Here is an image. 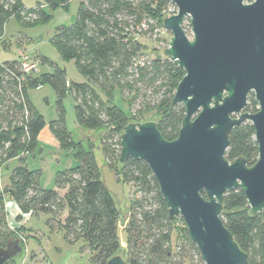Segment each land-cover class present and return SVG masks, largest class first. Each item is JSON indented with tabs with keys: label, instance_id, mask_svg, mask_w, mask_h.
<instances>
[{
	"label": "trees",
	"instance_id": "16d2710c",
	"mask_svg": "<svg viewBox=\"0 0 264 264\" xmlns=\"http://www.w3.org/2000/svg\"><path fill=\"white\" fill-rule=\"evenodd\" d=\"M167 4L165 0H78L75 22L57 27L51 43L62 60L74 61L84 82L68 83L65 69L45 57H41V62L49 64L52 71L37 77L33 75L38 70L26 73L15 59L0 63V169L11 159L18 160L9 173L8 184L0 190V247L16 239L22 250L24 247L25 239L18 233L25 226H19L18 231L8 225L9 212L5 206L8 198L23 213L48 215L50 229L63 228L67 240L81 238L90 254L89 264H105L119 251L126 264L203 263L183 219L168 215L148 165L143 160L128 159L120 163L118 159L120 134L130 116L153 110L157 129L167 140L176 138L184 116V107L172 104L183 69L163 55L148 57L140 40L143 31H153V23L162 26ZM59 7L67 9L68 0H39L30 9L21 0H0V38L4 24L11 17L30 26L51 18L46 9L53 11ZM143 23L145 28L141 26ZM182 26L185 31L189 29L188 23ZM43 84L50 85L56 95L58 117L49 122V131L58 146L70 149L78 161L76 166L56 173L54 189L42 188L40 171L30 170L25 163L26 154L37 148L39 132L45 126L43 115L28 98L27 88ZM114 89L128 103V115L110 103ZM67 92L74 98L76 123L105 131L101 150L106 165L122 186L132 184L138 194L128 201L124 211L104 185L102 167L94 156L92 144L73 142L67 131L62 105ZM257 106L250 92L245 111L254 113ZM229 142L225 152L228 161L243 157L249 166L256 162L257 143L250 122L234 127ZM64 211L66 216L61 221L59 216ZM122 213H127L123 227ZM20 216L17 214L16 218ZM220 217L247 253L248 264H264V210L251 214L243 192L234 189L224 195ZM178 223L182 224L181 228H176ZM119 227L127 234L125 248L119 245ZM14 263L18 262L11 258L2 264Z\"/></svg>",
	"mask_w": 264,
	"mask_h": 264
},
{
	"label": "water",
	"instance_id": "95a60500",
	"mask_svg": "<svg viewBox=\"0 0 264 264\" xmlns=\"http://www.w3.org/2000/svg\"><path fill=\"white\" fill-rule=\"evenodd\" d=\"M177 12L162 19L171 33L163 56L183 69L172 104L184 107L176 138L165 139L155 121L126 124L120 134L119 162L143 160L154 176L168 215L180 216L204 264H248V256L220 214L224 195L240 189L251 214L264 210V0H165ZM188 19L191 38L183 28ZM252 92L254 113L245 111ZM254 128L258 157L228 161L234 127ZM104 185L118 202L123 186L107 165ZM22 251L18 240L0 247V264ZM87 264V263H81ZM105 264H126L116 254Z\"/></svg>",
	"mask_w": 264,
	"mask_h": 264
},
{
	"label": "rangeland",
	"instance_id": "374dc122",
	"mask_svg": "<svg viewBox=\"0 0 264 264\" xmlns=\"http://www.w3.org/2000/svg\"><path fill=\"white\" fill-rule=\"evenodd\" d=\"M77 1L68 0L69 7L67 9L57 8L53 11L46 9L45 12L51 14V18L45 22H37L30 26H24L11 17L4 24L3 35L0 38V63L5 61L16 60L18 50L26 49L32 59L40 60L41 57L48 58L50 62L56 63L66 71L67 82H84V77L78 72L73 60H62L59 53L51 43V37L59 26H69L76 20ZM23 6L27 9L36 7L39 0H21ZM185 23V22H184ZM153 31L150 29L143 31L140 36L143 52L148 57L163 55V49L168 47L171 33L165 30L162 26L152 24ZM186 35L191 38L190 28L186 29ZM52 67L46 63H40L37 73L33 76L37 77L41 73L51 72ZM103 99L106 95L98 91ZM27 95L30 102L41 113L45 120L44 129L40 133V143L37 148L26 154L25 163L30 170L40 171L39 184L42 188L54 189V178L58 171L74 167L78 161L71 154L70 149H62L54 139L48 141L44 138L45 132L49 131V122L58 117L56 108V95L52 87L48 84H43L37 87H28ZM110 103L120 108L125 115L130 113L128 103L123 100L118 89H114L110 94ZM74 98L70 92H67L62 100L64 108V120L67 131L69 132L73 142L88 141L92 144L94 156L100 167L106 165L107 160L104 158L101 150V140L104 130L96 128H86L75 121L74 113ZM137 109V108H135ZM132 115V114H131ZM156 121L157 116L153 110L145 111L141 115L130 116L128 122L137 123L144 121ZM46 130V131H45ZM55 142L56 139H55ZM115 164L119 163L115 161ZM18 165L17 159H11L2 165L0 169V190L8 184L9 173ZM138 196L132 184H123V202L121 203L122 210L128 207V201L132 197ZM125 198V201H124ZM8 198H6L5 206H7ZM120 205V203H118ZM7 208V207H6ZM21 214L19 218H11L10 211L7 213V221L9 227L24 225V230L19 231V235L24 240L23 250L17 255L14 260L17 264H40L43 260H49L51 264H89V251L85 247V243L81 238L69 241L65 238L63 228L52 230L47 225L48 215L23 213L19 210L16 212ZM66 216L64 211L60 217ZM127 213H122L120 225L123 227ZM56 226L57 221H52ZM176 228H181L182 224L175 225ZM185 226V225H184ZM119 227L118 240L121 248H125L127 244V234L123 228ZM15 229V228H13ZM118 254H122L121 251ZM32 256V257H31ZM203 262V261H202ZM15 264V263H14ZM185 264H189L187 261ZM204 264V262L202 263Z\"/></svg>",
	"mask_w": 264,
	"mask_h": 264
},
{
	"label": "built area",
	"instance_id": "2783aa9c",
	"mask_svg": "<svg viewBox=\"0 0 264 264\" xmlns=\"http://www.w3.org/2000/svg\"><path fill=\"white\" fill-rule=\"evenodd\" d=\"M177 12V7L174 3L168 2L166 8L163 10L164 17L170 16L171 14H175ZM185 23H188V19L184 20ZM183 22V23H184ZM189 25V24H188ZM145 28V24L141 25ZM16 60L19 63L20 69L26 73H34L38 70L39 67V60L32 59L29 55L28 50L26 49H19ZM9 204H7V210L9 212ZM40 264H51L48 260H43Z\"/></svg>",
	"mask_w": 264,
	"mask_h": 264
},
{
	"label": "crops",
	"instance_id": "0c3cea01",
	"mask_svg": "<svg viewBox=\"0 0 264 264\" xmlns=\"http://www.w3.org/2000/svg\"><path fill=\"white\" fill-rule=\"evenodd\" d=\"M44 128H42L41 129V131L43 130ZM41 131L39 132V135H38V144L40 143V133H41ZM46 131V130H45ZM44 138H46L48 141H52V139H54V143H56V145H58V143L57 142H55V138L53 137V135L51 134V132H48V133H46L45 132V134H44ZM57 141V140H56ZM9 200V199H8ZM7 203H13V205L12 206H9V211H10V214L9 215H11V218H13L14 219V217H15V215H17V210H18V206L13 202V201H11V200H9ZM49 261V260H48Z\"/></svg>",
	"mask_w": 264,
	"mask_h": 264
},
{
	"label": "bare ground",
	"instance_id": "6f19581e",
	"mask_svg": "<svg viewBox=\"0 0 264 264\" xmlns=\"http://www.w3.org/2000/svg\"><path fill=\"white\" fill-rule=\"evenodd\" d=\"M12 205H13V203H10V204H9V206H12Z\"/></svg>",
	"mask_w": 264,
	"mask_h": 264
},
{
	"label": "flooded vegetation",
	"instance_id": "af4514ba",
	"mask_svg": "<svg viewBox=\"0 0 264 264\" xmlns=\"http://www.w3.org/2000/svg\"><path fill=\"white\" fill-rule=\"evenodd\" d=\"M253 0H249V1H247V2H252ZM168 3V2H167Z\"/></svg>",
	"mask_w": 264,
	"mask_h": 264
}]
</instances>
